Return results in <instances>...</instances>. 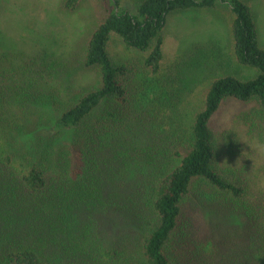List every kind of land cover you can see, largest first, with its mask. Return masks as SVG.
<instances>
[{
  "label": "trees",
  "instance_id": "obj_1",
  "mask_svg": "<svg viewBox=\"0 0 264 264\" xmlns=\"http://www.w3.org/2000/svg\"><path fill=\"white\" fill-rule=\"evenodd\" d=\"M85 1L61 0V8ZM98 1L102 12L80 53L59 63L56 76L37 72L38 54L0 55V264H264V222L220 167L212 127L226 100L264 112V49L251 8L242 0H138L132 14L120 0ZM218 1L229 6L235 62L254 75L216 73L166 146L134 147L124 119L139 89L129 64L111 55V38L158 74L168 16L211 11ZM80 68L95 78L75 87L67 73ZM106 148L124 159L121 167L103 168Z\"/></svg>",
  "mask_w": 264,
  "mask_h": 264
},
{
  "label": "rangeland",
  "instance_id": "obj_2",
  "mask_svg": "<svg viewBox=\"0 0 264 264\" xmlns=\"http://www.w3.org/2000/svg\"><path fill=\"white\" fill-rule=\"evenodd\" d=\"M137 1L120 0L121 6L132 14ZM242 1L252 10L258 42L264 49V0ZM101 12L98 0H86L73 12L64 11L61 0H0V55L38 54L42 60L37 72L43 70L56 76L54 71L59 63L65 64L72 60L73 53H80V43L87 38ZM229 25V6L220 1L211 11L189 10L169 15L161 33L163 59L155 75L143 69L141 52L125 50L117 37L111 38V55L129 64L139 89V98H134L129 108L130 124L127 117L123 118L133 128L130 136L134 147H155L157 152L160 145L166 146L178 120L183 129L184 112L188 113L192 105L200 102L206 83L216 73H231L239 78L254 75L253 70L236 64ZM67 77L78 87L94 80L95 74L80 68L67 73ZM263 126L264 112L253 103L236 100H226L212 118L220 167L245 188V203L253 208L259 224L264 222ZM70 137L64 133L67 141ZM103 140L111 143L109 135ZM105 150L104 157L108 158L103 168L121 167L124 159L117 157L112 148ZM149 153L151 157L156 155L154 151ZM129 154L133 156L132 152ZM166 160L167 157L159 155L163 167ZM131 167L138 169L134 164ZM208 215L224 219L221 213ZM120 221L123 226L125 222ZM225 221L237 224L229 218Z\"/></svg>",
  "mask_w": 264,
  "mask_h": 264
}]
</instances>
